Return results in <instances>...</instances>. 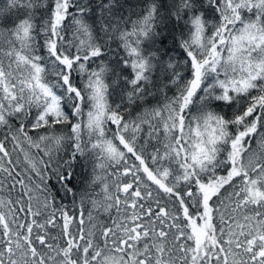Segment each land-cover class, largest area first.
<instances>
[{"label":"snow or ice","instance_id":"1","mask_svg":"<svg viewBox=\"0 0 264 264\" xmlns=\"http://www.w3.org/2000/svg\"><path fill=\"white\" fill-rule=\"evenodd\" d=\"M0 264H264V0H0Z\"/></svg>","mask_w":264,"mask_h":264}]
</instances>
